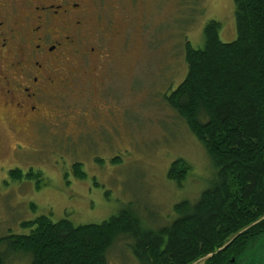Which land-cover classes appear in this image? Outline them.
<instances>
[{"label":"rangeland","instance_id":"rangeland-1","mask_svg":"<svg viewBox=\"0 0 264 264\" xmlns=\"http://www.w3.org/2000/svg\"><path fill=\"white\" fill-rule=\"evenodd\" d=\"M99 1L115 7L106 16L121 26L116 36L107 26L101 33L100 48L110 58L102 62L100 93L66 104L60 99L39 125L13 119L0 105V238L27 235L22 224L38 217L82 226L101 224L126 208L156 230L174 220L176 204L197 202L213 179L206 151L166 98L187 74L185 43L201 48L208 22L220 24L222 43L236 39L233 0ZM179 159L191 170L177 184L167 173ZM75 164H81L83 180L75 177ZM16 169L20 180L10 176ZM30 173L41 176L26 178ZM261 239L242 264H264ZM131 245L127 238L115 242L109 264H138ZM27 263L24 255L6 262Z\"/></svg>","mask_w":264,"mask_h":264},{"label":"trees","instance_id":"trees-1","mask_svg":"<svg viewBox=\"0 0 264 264\" xmlns=\"http://www.w3.org/2000/svg\"><path fill=\"white\" fill-rule=\"evenodd\" d=\"M236 39L222 43L220 24L208 22L203 46L185 43L187 74L166 98L203 146L213 179L197 202L174 206V220L144 227L131 208L101 224L74 226L38 217L27 235L0 238V264L24 255L27 264H109L120 238L132 241L138 264H237L264 236V0H233ZM83 180L81 164L73 167ZM191 168L174 161L167 179L186 180ZM14 180L23 174L10 171ZM41 174H28L26 178ZM234 262L231 263V260Z\"/></svg>","mask_w":264,"mask_h":264},{"label":"flooded vegetation","instance_id":"flooded-vegetation-1","mask_svg":"<svg viewBox=\"0 0 264 264\" xmlns=\"http://www.w3.org/2000/svg\"><path fill=\"white\" fill-rule=\"evenodd\" d=\"M107 11L115 7L99 0H0V105L13 119L39 125L60 99L100 93L110 58L101 33L121 29Z\"/></svg>","mask_w":264,"mask_h":264},{"label":"water","instance_id":"water-1","mask_svg":"<svg viewBox=\"0 0 264 264\" xmlns=\"http://www.w3.org/2000/svg\"><path fill=\"white\" fill-rule=\"evenodd\" d=\"M261 240H262V239L260 238L259 241H258V243H257V246H260V244H261L260 241H261ZM233 262H234V261L232 260L231 263H233Z\"/></svg>","mask_w":264,"mask_h":264}]
</instances>
